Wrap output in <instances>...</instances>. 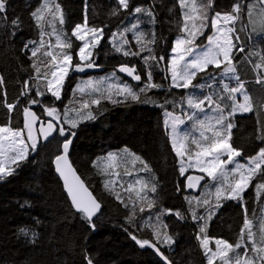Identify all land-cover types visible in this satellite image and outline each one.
Returning <instances> with one entry per match:
<instances>
[{"label":"trees","instance_id":"obj_1","mask_svg":"<svg viewBox=\"0 0 264 264\" xmlns=\"http://www.w3.org/2000/svg\"><path fill=\"white\" fill-rule=\"evenodd\" d=\"M205 3L206 0H198ZM44 0H7V19H0V76L6 81V89L0 90V127H12L23 129V107L29 106L31 98L41 100L42 104L32 105L31 109L38 115L43 113V104H51L54 98L50 95L44 97L35 96L33 88L28 96L20 97L23 90V82L34 74L29 60L30 52L24 49V44L29 40L39 41L40 29L30 13L36 7L43 4ZM237 0H214L212 11H231ZM252 3L255 0H247ZM61 5L66 18L65 25L61 26L56 20L57 31L63 33L73 42V54L78 51L79 43L71 36L72 28L76 23L84 22L85 4L87 3L90 26L105 27V37L101 45L95 50L94 59L103 69L101 76L116 72L118 81H126L134 90L138 91L143 84L133 81L117 68L121 62L127 61L129 65L135 64L146 81L145 69L141 57H124L122 53H116L113 44L110 43L112 32H119L125 27H131L139 21L137 31H144L147 38L154 33L158 39V45L154 46L158 55L166 58L170 55L172 43L176 37L177 26L181 23L179 0H134L130 2L128 11L119 9L117 0H51ZM142 6L151 8L154 13L155 23H149L150 17L145 13L136 14L132 10ZM113 10H118L119 15H112ZM247 9L239 25H245ZM4 14H0L2 17ZM19 17L20 26L12 35L13 26L11 19ZM48 16L46 19L48 20ZM240 28V27H239ZM238 28V29H239ZM44 30L51 32L52 28L45 23ZM238 32L241 41L244 42L245 52H237L234 63L237 67L236 75L244 83V90L253 101V111L247 115L232 117L235 127L232 129L231 143L244 153L243 159L253 156L264 147V142L257 139L259 129L264 125V85L256 84L258 75L264 76V68L256 69L254 65L259 62L258 56L246 59L249 51L264 50V38L253 34ZM205 33L198 43L205 45ZM132 32H126L125 36L130 41L133 51L137 50ZM55 43V36L45 37ZM239 43V42H238ZM31 47V45H30ZM44 59L42 54H38ZM147 55V53H142ZM78 62V57H75ZM166 65L161 64L153 69L154 82L162 83L163 89L150 90L147 95L152 97L155 103H138L131 100L123 103H111L102 100L99 106H93L96 118L83 121L76 130V137L70 150V161L77 173L89 190L102 205L99 216L95 219L96 228L92 231L82 214L76 213L71 207L61 182L53 169V159L59 152L61 139L58 134L46 144L38 143L36 151H30L28 159L21 163L13 175L0 180V264H86L85 250L91 255L95 264H162L148 247H140L132 235L137 238H152V226L163 231V224L168 225V233L173 236L174 243L169 246H161V251L167 255L174 264H207L200 242L196 239L199 226L203 221H193L189 212V204L186 196H199L196 193L186 194L184 190L177 192V184L183 186L184 178H181L177 166V158L172 151L168 134L163 126L162 114L165 109L173 111L174 115L184 118V111L191 113L186 103L181 107L173 108L171 104L164 105V100L179 101L186 92H194L203 97L209 93L223 92V86L219 80L211 83V88L205 89H171L166 72ZM214 74L222 70L210 69ZM93 76V75H92ZM86 78V77H85ZM77 76L69 77L65 85L62 102H56L61 111L73 98V89L78 81ZM206 80V78H205ZM200 78L196 83H203ZM31 83V81H30ZM238 82L236 81V84ZM7 93L8 102L16 103L19 97V107L9 114L3 107L4 92ZM84 96L86 99L94 98ZM77 99L80 94L77 93ZM143 99V96H142ZM231 105V102L228 101ZM78 106V105H77ZM230 110V107L229 109ZM206 114H211L206 107ZM197 118H203L199 113ZM45 120L49 119L44 117ZM187 132L198 137L199 133L193 130V121H187ZM189 130V131H188ZM190 147L195 150L194 145ZM127 148L129 151L140 155L152 168V173L147 177L158 183L156 193L149 192L150 198L156 200L152 209L147 208V201L136 202L135 219L128 222L131 215V205L135 201V193L125 191L128 184H133L140 172L133 176H125L121 167L116 168L118 175L101 174L93 165L98 157L107 156L109 152L115 153ZM144 179V178H143ZM145 179L146 181H148ZM115 180L110 185L112 190L105 187V181ZM261 177L253 181L252 186L245 193V202L249 209V218L253 220V230H259V221L264 213V196L257 201L255 197V184ZM208 183L202 181V184ZM123 185V187H121ZM119 191L129 208L116 199L115 193ZM140 207L145 211L140 212ZM162 209H179L185 214L184 220H178L175 215L161 214ZM255 210V211H253ZM198 215H205L202 207L196 209ZM160 214V222L156 217ZM39 221V223H37ZM162 222V223H161ZM243 223V211L239 202L226 200L223 207L208 223L207 235L209 239H227L235 243L240 236L239 229ZM21 228L29 230L27 236L20 232ZM32 232L36 233L33 242ZM247 237L245 236V240ZM250 247V245H249ZM243 254V249L238 250Z\"/></svg>","mask_w":264,"mask_h":264},{"label":"snow or ice","instance_id":"obj_2","mask_svg":"<svg viewBox=\"0 0 264 264\" xmlns=\"http://www.w3.org/2000/svg\"><path fill=\"white\" fill-rule=\"evenodd\" d=\"M179 6L184 21L180 28L182 35L173 41L170 55L167 58L157 54L154 46L158 45V39L154 33L151 38H147L144 31H137L139 21L131 27H125L111 34L110 43L113 44L116 53H122L124 57H141L142 59L146 81L142 79V74L135 64L130 66L125 61L121 62L117 68L119 73L143 84L138 91L126 81L109 82L108 76L98 79L88 78L73 89V98L67 105H64L62 113L56 106V102H62L65 85L71 72H85L88 69L100 67L95 62L94 55L105 37L107 25L104 27L90 26L86 3L84 22L76 23L71 31V36L75 37L76 41L82 42L78 51L73 54L72 40L63 31H57L54 24L56 20H59L61 26L66 23L61 5L55 3L53 8L50 0H44L43 4L36 7L30 15L36 27L40 29V39L38 42L29 40L24 44V49L30 52L29 60L32 61L31 67L34 69V74L23 82L20 97L28 96L29 92L35 88V96L50 95L54 99L51 104H43L42 115H38L31 109L32 105H40L42 101L35 98L29 99V106L23 107V129L0 127V180L13 175L21 163L28 159L29 152L37 150L39 139L42 138L47 142L50 138H54V134H58L62 139L58 146L59 152L52 161L55 170L63 180L72 207L82 214L88 227L95 231L94 217L100 211L101 203L88 190L84 181L77 175V170L69 162L70 150L79 124L96 118L93 106H99L102 100L114 104L128 100L138 103H155L147 93L153 89L164 88L162 83L154 82L153 79V69L162 63L166 65L165 70L168 76L165 79L170 77L168 86L171 89L211 88L212 85L209 82H215L216 76L220 75L222 78L220 83L223 84L222 93H209L201 98L194 92H186V95L182 96L179 101L175 98L164 100V105L171 104L173 108H177L186 103L187 108L192 110L189 113L181 107L184 113V118H181L179 115H174L173 111L165 109L164 124L167 129H170L167 133L168 138L179 163V175L184 178L183 186L181 187L178 183L176 190L177 192L182 190L195 192L201 187L202 181L208 182L204 184L205 188H214V191L201 192L199 196L185 197L192 220L194 222L203 221L199 226L196 239L204 251L207 264H264V215L260 218L258 232L254 231L253 220L249 218V209L245 202V193L258 177H261V180L255 184V197L259 201L264 196V147H260L255 155L246 157L247 163L245 164L237 160L244 155L243 151L231 143L232 129L235 127L232 117L237 113H250L254 108L252 99L244 90L243 81H240L239 76L234 75L237 72L234 63L236 54L237 52L244 53L246 50L238 32H244L247 27V25H242L237 29L236 24L241 20L246 8L247 24L251 26L252 33L264 38V0H255V3L237 0L231 11H215L213 16L209 15V11L214 9V0H207L206 4L197 3L196 0H191V2L190 0H179ZM7 7V0H0V14H4L0 17L2 20L7 19ZM118 7L128 11L130 0H118ZM132 11L136 14L145 13L151 18L149 23H155L154 13L150 7L137 6ZM112 15H119L118 10H113ZM48 16L52 19L47 20ZM45 23L52 28L51 32L44 30ZM20 24L19 17L11 19L13 36ZM209 24L213 35L208 36L206 46L201 45L198 40L205 34ZM126 32L134 34L136 51L129 46L130 41L125 36ZM46 36H55V43L53 44L50 40L46 41ZM142 53H147V55L142 56ZM38 54H42L44 59H41ZM251 56L259 57V62L254 65L256 69L264 68V50L249 51L245 58L248 59ZM75 57H78V62ZM210 69L222 71L214 74ZM230 74L238 82L236 87L230 88L223 83V77ZM110 76L119 79L115 71ZM198 78L204 82L196 83ZM255 82L258 85H264V76L258 75ZM3 89H6V81L0 76V90ZM77 93L80 94V99L76 98ZM237 93L242 94L243 102L237 101ZM93 94H95L94 98H84L85 95L93 97ZM4 96L3 107H6L8 113L11 114L19 107V97L16 103H12L8 102L6 91ZM228 101H231V105ZM206 107L211 114H205L203 118L198 119V114L205 113ZM229 107L230 110H228ZM44 117L49 119L45 120ZM185 119L193 121V130L199 133L198 137L180 130ZM37 124H39L38 129ZM259 131L260 135L257 139L264 142V125ZM190 145H194L195 150ZM121 164L125 166V176H133L136 172L152 173L153 171L148 162L127 148L120 153L109 152L107 156L98 157L93 161V165L100 170L101 174H109L111 171V174L118 175L116 168ZM137 164L140 167H137ZM128 165H131V169ZM229 165L232 167L229 168ZM189 169H195L200 175H186ZM154 181V175L153 182L137 178L134 184L129 183L125 189L130 194L129 199L133 192L136 198L131 205L129 223L135 219L136 202L147 201L148 209H152L156 204V200L147 195L149 192H157L158 183ZM115 183V180H106L105 187L112 190L110 185ZM115 195L125 208H129V204L125 202L119 191ZM226 200L239 202L243 211V223L239 229L240 236L235 243H230L227 239H215L216 247L213 250L209 247L210 240L206 234L208 222L223 207V202ZM197 207L204 208L206 216L198 215ZM144 211L145 208L140 207V212ZM261 212L264 213V209H261ZM161 214L175 215L178 220L185 219V214L179 209L175 211L162 209ZM156 219L160 222V214ZM162 227L161 232L156 225L152 226L151 239L137 238L136 235H132V239L142 248L145 246L153 248L165 264H174V261L161 251V246L170 247L175 242L173 236L168 233V225L163 224ZM20 232L25 236L29 234L26 228H21ZM32 237L35 242V232H32ZM240 249H243V254L238 251ZM84 258L86 264H95L87 250H85Z\"/></svg>","mask_w":264,"mask_h":264},{"label":"rangeland","instance_id":"obj_3","mask_svg":"<svg viewBox=\"0 0 264 264\" xmlns=\"http://www.w3.org/2000/svg\"><path fill=\"white\" fill-rule=\"evenodd\" d=\"M118 1V0H117ZM134 0H130V2H133ZM50 2H51V0H50ZM190 2H191V0H190ZM196 2L197 3H200V1H198V0H196ZM44 3V2H43ZM207 3V0L205 1V4ZM252 3H255V2H252ZM186 10V9H185ZM180 12H181V17H182V21H181V23L177 26V33H176V37H175V39L178 37V36H181L182 35V33L180 32V28L183 26V23H184V21H183V13H182V10L180 9ZM209 15L210 16H213V15H215V12L214 11H212V10H210L209 11ZM246 18H247V12H246ZM52 18L51 17H49V19L48 20H51ZM56 22V21H55ZM54 22V23H55ZM239 22V21H238ZM238 22H237V24H236V27H237V29L239 28V27H241V25H239L238 24ZM245 25H247V27H246V29H247V31H246V33H247V35H248V33L251 31V26L250 25H248L247 24V20H245ZM252 32V31H251ZM205 33H208L207 34V36H206V39H205V41H206V43H205V46L207 45V38H208V36H210V35H213V31H212V29H211V27H210V24H209V27H208V29L206 30V32ZM75 38V37H74ZM174 39V40H175ZM76 40V39H75ZM78 43H79V46L81 45V43L82 42H80V41H77ZM110 74L111 73H107V74H104V75H101V76H89V77H86V78H80V79H78V81L76 82V84H75V87H76V85L77 84H80V83H82L83 81H85V80H87L88 78H92V79H98V78H100V77H105V76H108L109 77V82H116V83H119V81H118V79H116V78H114V77H111L110 76ZM117 77V76H116ZM220 78H221V76H219ZM224 78V77H223ZM169 83H170V77H169ZM232 83L233 84H231L230 85V88L231 87H236L237 86V84H236V82H235V80H232ZM74 87V88H75ZM236 98L238 99V102H241V100H242V94L241 93H237L236 94ZM82 123V122H81ZM181 127V126H180ZM168 131H170V130H168ZM25 136H26V133H25ZM122 151V150H121ZM121 151H119V152H115V153H120ZM131 152V151H130ZM119 167H121L123 170H125V166L123 165V164H121ZM128 167H129V169H131V165H128ZM137 167H140V165L139 164H137ZM188 174H191V175H200V173L198 174V172L195 170V169H189L188 170V172L186 173V175H188ZM149 175H151V173H147V172H140V174H139V176H141L142 178H144V179H147V177H149ZM148 181H150L151 182V180H152V177H151V179L149 180V179H147ZM133 180L130 182V183H132L133 184ZM205 184V183H204ZM204 184H202L201 185V187H200V194H201V192H207V191H209V190H212V191H214V188H211V189H209V188H205L204 187ZM199 194V195H200ZM148 195V194H147ZM149 196V195H148ZM209 223V222H208ZM209 247L211 248V249H213V250H215V247H216V245H215V243H214V240H210V243H209ZM202 249V248H201ZM202 251H203V249H202ZM203 253H204V251H203ZM205 256V255H204ZM205 259H206V257H205ZM206 262H207V259H206Z\"/></svg>","mask_w":264,"mask_h":264},{"label":"water","instance_id":"obj_4","mask_svg":"<svg viewBox=\"0 0 264 264\" xmlns=\"http://www.w3.org/2000/svg\"><path fill=\"white\" fill-rule=\"evenodd\" d=\"M103 72V69L101 68V67H99V68H93V69H88V70H86L85 72H71V76H73V75H75V76H77L78 78H85V77H87V76H90V75H96V74H101ZM39 128V124H37V129ZM56 136V134H54V137ZM51 139H53V138H50L49 139V141L51 140ZM39 142H41L42 144H46L47 142H45L42 138L41 139H39ZM69 162L71 163V161H70V158H69ZM72 164V163H71ZM73 166V165H72ZM73 168H74V166H73ZM53 169H54V171H55V174H56V176H57V178L59 179V181L61 182V185H62V187H63V190H64V193H65V195H66V197H67V199H68V201H69V203H70V205H71V201H70V199H69V197H68V195H67V192L65 191V188H64V184H63V180L61 179V177L59 176V174L56 172V170H55V166H54V164H53ZM75 169V168H74ZM77 175H79L78 173H77ZM85 186H86V184H85ZM87 187V186H86ZM88 188V187H87ZM200 188H198L195 192H193L192 190H187V191H185V193L186 194H189V193H196V192H198V190H199ZM88 190H89V188H88ZM90 191V190H89ZM91 192V191H90ZM92 193V192H91ZM93 194V193H92ZM95 197V196H94ZM99 202V201H98ZM102 206V205H101ZM71 207H72V205H71ZM73 208V207H72ZM73 210L76 212V210L73 208ZM101 210H102V207H101V209H100V211L98 212V214H97V216L96 217H94V219H96L98 216H99V214H100V212H101ZM76 213H78V212H76ZM78 214H81V213H78ZM145 247H147V246H145ZM148 248H150L151 250H152V252H153V254L160 260V262L162 263V264H165V261L164 260H162V258L156 253V251L153 249V248H151V247H148Z\"/></svg>","mask_w":264,"mask_h":264},{"label":"crops","instance_id":"obj_5","mask_svg":"<svg viewBox=\"0 0 264 264\" xmlns=\"http://www.w3.org/2000/svg\"><path fill=\"white\" fill-rule=\"evenodd\" d=\"M97 75V74H96ZM235 76H237L236 75V73L234 74ZM90 76H92V75H90ZM220 75H217L216 76V79L217 80H219V82L221 81V79L222 78H220L219 77ZM87 77H89V76H87ZM207 79V78H206ZM232 80H235L234 78H233V75H229V76H227V77H224L223 78V83L224 84H227L229 87H230V85L231 84H233L232 83ZM235 82H236V80H235ZM222 86H223V84H222ZM237 99V98H236ZM237 101H238V99H237ZM231 102V101H230ZM241 102H243L242 100H241ZM206 113H202V116H204ZM247 114H249V113H244V114H240V113H237L235 116H242V115H247ZM180 116V115H179ZM165 112L162 114V119H163V126H164V129H165V131H166V133H168V130H170V129H167L166 127H165V124H164V121H165ZM181 118H183V117H181ZM187 121L188 120H186L185 119V123L183 124V125H181V127H180V130L181 131H187V125H186V123H187ZM189 131V130H188ZM171 144V143H170ZM174 153V152H173ZM237 160L240 162V163H247V159H243L242 157H239V158H237ZM177 166H178V169H179V163H178V160H177ZM232 167V165H229V168H231ZM179 171V170H178ZM199 174V173H198ZM182 178V177H181ZM201 185H202V182H201ZM209 240H215V239H209Z\"/></svg>","mask_w":264,"mask_h":264}]
</instances>
